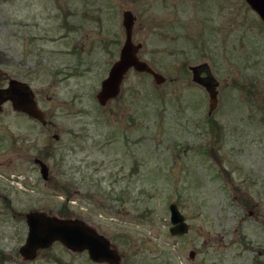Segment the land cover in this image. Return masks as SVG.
Returning <instances> with one entry per match:
<instances>
[{"label": "rangeland", "instance_id": "rangeland-1", "mask_svg": "<svg viewBox=\"0 0 264 264\" xmlns=\"http://www.w3.org/2000/svg\"><path fill=\"white\" fill-rule=\"evenodd\" d=\"M123 10L136 18L139 58L166 81L131 69L101 106ZM202 63L218 81L213 110L191 79L189 66ZM9 79L27 82L57 126H28L3 105L0 128L49 144L45 186L31 162L4 169L22 175L23 191L87 213L124 264L248 263L244 240L261 235L264 218V24L244 0H0V87ZM170 203L184 235L169 232Z\"/></svg>", "mask_w": 264, "mask_h": 264}, {"label": "flooded vegetation", "instance_id": "flooded-vegetation-1", "mask_svg": "<svg viewBox=\"0 0 264 264\" xmlns=\"http://www.w3.org/2000/svg\"><path fill=\"white\" fill-rule=\"evenodd\" d=\"M201 87V86H200ZM9 103V102H7ZM4 103L3 105H5ZM10 104V103H9ZM0 112V116H4ZM15 120L32 126L34 128H41V130H54L57 126L51 120H48L45 115V121L41 122L37 119L30 117L22 112L12 113ZM21 124V123H20ZM26 129L24 132L7 130V128H0V264L9 261L13 264H35L37 261L50 260L53 263H65L63 259L67 256L70 258L82 257L87 264H109L106 261H94L89 257L87 250L72 249L65 246L61 241L55 240L48 247L38 248L35 251V257L28 258L22 255L21 249L26 244L28 235L27 215L37 213L38 217L48 216L56 217L63 220L79 221L84 223L85 226L93 228L98 234L104 235L98 227L92 224L88 219L87 213L77 210L72 203L69 205L67 199L60 202L52 199V202L46 201V196L50 197L52 194H46L40 191L35 193L25 192L22 187V175L18 174L11 176L14 172L4 171L5 168H20L25 163H32L33 169L37 172L36 181L41 182L45 186L50 182L52 174L55 173L54 169H50L46 164V154L50 151L49 144L45 146H38L35 138L29 139V133ZM35 132V131H32ZM54 139H57V134H52ZM36 146V154L32 157L29 156V148ZM48 149V150H47ZM29 159H32L29 161ZM41 162L48 168V178L44 179L41 172ZM58 202V203H57ZM48 203V204H47ZM48 205V206H47ZM255 207V206H254ZM251 217V224L257 223L255 219L254 210L249 211ZM37 221H40L38 218ZM260 228V236L247 237L244 240L246 245V261L247 264H264V218L257 224ZM83 225V227H85ZM75 227H82L75 225ZM105 236V235H104ZM109 246L117 252L119 256V264H124V257H122L116 245L110 238ZM5 241V242H4ZM6 243V244H4ZM248 252V253H247ZM195 251H193V257ZM261 257L263 259L261 260Z\"/></svg>", "mask_w": 264, "mask_h": 264}, {"label": "water", "instance_id": "water-1", "mask_svg": "<svg viewBox=\"0 0 264 264\" xmlns=\"http://www.w3.org/2000/svg\"><path fill=\"white\" fill-rule=\"evenodd\" d=\"M248 6L258 15L264 23V0H244ZM135 16L130 10H123L122 25L124 28V42L120 48L118 59L115 60L105 78L101 80L100 89L95 97L101 106H105L108 101L116 98L121 90V84L127 72L133 69L139 73L150 74L156 85L165 82V77L155 71L146 61L138 56L141 43H134L132 40V30ZM192 80L203 86L209 96V108L213 110L217 104L218 81L212 75L207 64L191 66ZM205 72V76H200ZM10 102L14 111L23 112L30 117L41 122L45 121V112L38 107L35 93L27 82L9 79L5 87H0V111L2 105ZM41 172L44 179L48 178V168L41 162ZM171 235H182L188 231V224L185 222L183 214L179 211L175 203L169 204ZM40 221H37V219ZM28 235L26 244L22 247L21 253L25 257H35L38 248L48 247L53 241L59 240L65 246L87 250L89 257L94 261H106L109 264H119V256L115 249L109 245V240L98 234L93 228L85 226L84 223L72 220H63L56 217L42 216L37 213L27 215ZM82 227H75V225ZM83 225L85 227H83ZM193 257V251L189 253Z\"/></svg>", "mask_w": 264, "mask_h": 264}]
</instances>
